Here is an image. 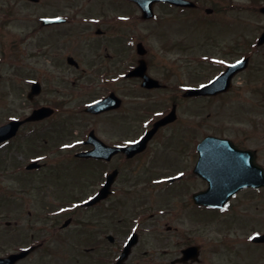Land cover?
<instances>
[{
    "label": "rangeland",
    "instance_id": "obj_1",
    "mask_svg": "<svg viewBox=\"0 0 264 264\" xmlns=\"http://www.w3.org/2000/svg\"><path fill=\"white\" fill-rule=\"evenodd\" d=\"M216 1L200 0L201 6L196 11L188 10L182 13L178 9L172 11L158 5L155 7V19L142 21L138 8L134 4L130 6L125 0H40L35 4L29 0H0V60L3 73L0 81V124L16 114L27 112L29 106L26 98L27 82L23 83L21 79L30 75L31 77L37 75L45 81L70 79L77 74L89 76L84 71L85 68L89 70L86 55L92 54L88 44L97 42L92 34L98 29H121L120 32L113 33L125 34L124 40L132 45L127 48L128 67L135 63L137 57L133 34H136V43L142 42L149 50L148 64L151 66L150 70L154 72L170 67L173 51L169 53L168 50L172 44L185 42L189 45L190 57L197 58L201 53L200 43L203 41L204 52L211 54L210 61L216 58L217 63H214V67L209 65L202 69L203 73L191 65V71L188 72L193 74L194 80H210L217 74L216 72L224 65L223 61H226L224 56L229 58L225 48H231L235 52V57L239 59L250 57L249 68L236 78L235 90L227 98L211 102L200 100L194 102L190 108L180 106L178 137L181 136L184 142L190 138V130L186 127L191 123L197 127L195 136L198 141L212 131L220 135L226 134L228 137L243 138L241 135L243 131L250 133L253 131L251 127L259 126L261 137L256 136L251 139L256 143L248 144L251 147H256V144L262 147L264 160V45L257 46L258 38L264 30V14L250 10L251 0H224L232 5L228 6L225 12L224 8H220L224 5L223 1L217 3ZM207 7L214 8V12L206 13ZM9 12L11 19L6 16ZM46 16L66 18L68 24L40 27L39 18ZM57 34L70 35L68 45H62L63 40H60L61 50L52 49L50 45L46 53L25 57L27 53L36 50V45L41 46V40L38 42L37 38L33 37ZM25 37H32L28 41L31 43L28 47L27 43H20L18 39ZM69 53H75L79 60H83V63H80V71L69 67L63 60ZM131 58L132 64L129 63ZM178 66L187 68L180 63ZM196 76L198 78H195ZM18 82H22V86H16ZM82 94V97L74 102L73 107L82 103L89 93L84 91ZM190 109L192 113H189ZM151 115L152 113L146 116L147 120L143 118L144 124L151 121L148 119ZM88 119L90 118L84 114L83 116L77 114L73 120L76 124L75 132L91 124ZM76 137L78 134L73 133L68 140ZM165 150L166 152L161 153L164 154L163 159L158 164L164 165L156 167L158 162H152V165L147 159L149 178L161 175L171 177L182 168L186 171L190 169L192 162L189 155L183 154L181 157L183 162L177 167L170 158L172 151L168 148ZM25 155L12 149L0 154V159L6 162L0 160V256H7L38 244L46 235L45 247L35 250L18 264H101L93 261L91 253L85 251L93 245L89 240L91 236L88 230H92V227L91 229L88 227L89 217L99 212H88V209L81 211L77 202L72 203L73 200L86 199L90 192L97 190L95 184L97 176L92 175L97 166L88 165L78 169L77 165H72L67 170L64 168L54 179L63 185L71 184L74 188L69 190L76 191L72 197H58L53 201L60 206L59 218L62 223L68 217L75 219L69 229L55 234L49 227V230L44 232L42 225L39 224L41 222L38 216L44 211L39 208L37 202L39 189L33 184L30 185L34 182L33 178L18 180V177H9L8 173L4 177L6 172H3L4 166L13 163L15 166L20 165L25 161ZM80 177L85 179L82 180ZM72 178L73 184L70 181ZM179 183L170 185L164 181L161 186L150 185L155 239L143 235L141 245L132 255L131 264H171L180 257V250L185 249L188 244L201 246L203 257L197 263L186 264H264V245H247L249 236L264 232V192L258 195L247 193L239 197L219 215L207 208L192 209L191 199L194 192L207 188L206 182L187 178ZM55 187L54 190L61 191L58 184L55 183ZM141 194L147 199V192L141 191H136V195L121 194V197L131 210V200L142 198ZM114 201H117V197L113 198ZM46 203L45 206L49 204L48 201ZM108 217L109 230L120 234L121 230L114 227L121 218L115 207H110ZM126 219V227L129 230V217ZM7 223L11 225L8 226ZM94 226L98 232L97 228H101V221L96 222ZM106 230L109 231L108 228ZM121 234L116 236L118 242L112 247L111 256L118 252L119 245L123 243L124 238ZM103 242L104 245L107 243Z\"/></svg>",
    "mask_w": 264,
    "mask_h": 264
},
{
    "label": "flooded vegetation",
    "instance_id": "obj_2",
    "mask_svg": "<svg viewBox=\"0 0 264 264\" xmlns=\"http://www.w3.org/2000/svg\"><path fill=\"white\" fill-rule=\"evenodd\" d=\"M221 1L225 3L224 0H217L216 3ZM252 1L264 3V0ZM119 30L121 29L100 30L92 34L93 39H96L97 42H91L90 45L88 44V46L91 47L92 54L89 56L86 55V63L89 66V70L85 68L84 71L87 72L89 76L77 74L74 78L70 79L66 78L49 81L40 79L38 81L37 79L28 80L26 84V90L28 92L26 98L27 104L29 105L27 109L29 115L35 114L34 112L41 107L51 108L52 111H50L49 115L38 121L30 120L29 122H24L15 138L0 145V151L2 150L1 154L4 153V151L12 149V151L26 154L25 162L29 160L38 162L35 168L31 170H27L26 167L31 161L25 165H23L25 162L17 166H15L14 163L5 165L3 172L6 171L4 177L7 176L8 173L9 177H18L20 180L33 178L32 180L34 182L30 183V185L32 186L33 184L35 188L39 189L37 202L39 203V208H42L44 212L39 214L38 220L41 222L39 224L42 225L44 232H47L48 227L51 228L50 230L55 234L65 229L62 227L65 222L62 223L59 218L60 206L53 203V201L58 197H72L75 195L76 191L69 190V188H74L71 184L63 185L54 180L64 168L67 170L70 164L81 165L82 167L88 165L97 166L98 170L96 169L92 174L93 176H97L95 179L97 190L88 194L91 198L95 197L98 192L107 186V180L111 173L116 174L110 197L101 201L96 206L87 208L88 212L92 211L99 213L89 217L90 221L88 227L90 229L92 227V230H88L91 236L89 240L93 245L85 251L91 253L93 261L101 264H115L123 251V247L132 234L138 235L140 240L138 246L141 245L144 234L151 237V239H155L150 185L161 186L164 184V181L167 182L169 180V177L161 175L160 177L149 178L148 162L151 164L152 162H158L156 167L164 165L163 163L160 165L158 164L162 161L164 154L162 155L161 153L166 152V148L172 151L173 154L170 153V158H172V162L177 164V167H180L183 162L181 158L183 154L189 155L192 162L189 169L190 173L182 178H195L202 181L195 171H193L199 161L198 138L195 136L197 130L195 124L191 123L189 125L190 138L186 139V142H184L181 136L178 137L180 133L179 111L180 106H187L190 108L194 104L195 98L185 95L189 88L200 87L209 83V79L194 80L193 74L188 72L191 71V65H194L193 68L200 69L202 73V69H206L207 66H215V62L210 61L209 56L211 55L204 52L205 44L203 41L200 43L199 47L201 53L197 58L190 57L188 44L177 42L176 44H172L169 48V53L173 51V54L171 53L172 59L170 60L169 68L165 70H156V72L151 71V66L148 64L147 59V65L149 67L148 75L151 76L152 79L157 80L158 85L154 88L144 87V80L140 78L139 75V77H135V79L126 77L127 73L138 65L136 34H133V41L136 44L137 57L134 65L128 68L126 54L127 48L130 46H128L124 40L125 34L113 33ZM68 34L40 36L41 46L39 45L40 48H37L35 52L40 54L41 49L43 53H46L50 45H52V49L61 50L60 40H63L62 45H68L70 39V35ZM225 49L227 50L225 52L226 55H229V58L224 56L227 63H222L224 65L221 66L220 70L216 72L217 74L213 78L221 76L227 66L238 62V57H235V52L232 51L231 48ZM174 50H176V53H174ZM63 60L66 61L69 67L80 71L83 60H79L75 56V53H69ZM132 63L133 61H131V64ZM179 63L186 65L187 68L178 66ZM31 76L32 75L27 76V78ZM195 78H198V76ZM235 79L236 77L233 81ZM35 84H39L38 94L32 92ZM19 85L22 86L20 83ZM235 87L236 84H233L228 92H224L216 97H204L203 99L206 102L222 98L225 99L234 92ZM84 91L89 94L82 103L75 106L76 108H81V110L74 114L70 109L74 106V102L82 97ZM110 95H116L121 98L122 105L120 108L104 111V113L100 114H90L84 110L85 107L94 102L102 101ZM173 109H176L177 121L166 127L159 128L158 133L150 139L147 146L145 144L144 149L136 153L133 157H128V155L124 153H117V155H114L111 159L106 160L104 157H101V159H82L77 157V153L90 151L94 149L95 146H98V153L106 156L110 152V148L125 147L138 143L145 138V134L148 133L149 129L158 119L167 116ZM151 113V118L148 117L151 119V122L144 124L143 118L145 117L147 120L146 116ZM189 113H192V109L189 110ZM77 114L88 116L90 118L88 121L91 124L87 127L83 126L80 131L75 132L76 124L73 120L77 117ZM29 115L24 117L15 116V118L17 117L16 120H23L26 117L28 118ZM251 128L253 129L252 132L243 131L241 133L243 138L240 136L228 137L226 134L220 135L213 131L208 133V135L212 136L227 137L241 150L250 151L249 154H246L242 158L239 156L238 152L232 153L230 151H222L219 155L220 157H228L231 159V162H236L231 170L227 169L225 171V179L242 180V178L247 176L257 177L260 176L262 168L264 169L262 147L257 146V144L256 147H251L248 144L256 143L251 141V139L256 138V136L261 137V130L259 126ZM173 129L174 131H171ZM73 133H77L78 137L73 138L70 142L68 139ZM91 134L96 136L98 141H95V143L90 142L89 136H91ZM71 145L73 147H71ZM105 145L107 148H104ZM185 145L188 147H183ZM73 149L75 151H73ZM72 151L74 158L71 154ZM184 151H186V153H183ZM216 157L217 156L214 154V158ZM147 159H149L148 162ZM1 161L5 162L4 160ZM164 162L167 164L166 161ZM182 173H184L183 168L177 174L173 175V177H177ZM183 179L177 182H181ZM70 181L73 184V178ZM55 183L61 187V191L54 190L56 188ZM136 191H141L143 193L147 192V199L145 195L142 194V198H134L135 200H131L132 205L130 204L131 210H129L130 206H127V202L122 200L121 194L126 196L130 194L136 195ZM263 192L264 188H247L239 191L233 200L247 193L258 195ZM115 197H117V201L113 202V198ZM47 201L49 204L45 206ZM73 202L74 201H72V203ZM81 204L82 202L80 203L81 211L86 210L81 207ZM110 207H115L116 211L121 215V218L117 220L118 223L114 224V227L121 230L122 234H120L122 238H124L123 243L119 245L118 252L116 253L115 251L114 253L116 254L113 256H111L113 252L112 247L116 246L118 242L116 236L120 234L116 233V231L109 230L110 217H108V211ZM234 209L236 210V206H234ZM130 214H132V216H130ZM128 217V225H130L129 230L126 227V218ZM68 219H71V224L75 221L73 217H68ZM99 220L101 221V228L98 227V232H96L94 224ZM10 225L11 224H9V226ZM107 228L109 231L106 230ZM110 236H112L113 239H110ZM41 239L40 248H44L47 244L46 235ZM103 241H107V243L104 245ZM202 252L201 247L199 251L201 259L203 257ZM154 254L156 255V253ZM131 258L132 256L129 259V264H131Z\"/></svg>",
    "mask_w": 264,
    "mask_h": 264
},
{
    "label": "water",
    "instance_id": "obj_3",
    "mask_svg": "<svg viewBox=\"0 0 264 264\" xmlns=\"http://www.w3.org/2000/svg\"><path fill=\"white\" fill-rule=\"evenodd\" d=\"M131 1V0H130ZM132 1H135L137 2L140 7L142 8V11H144V15L143 17L146 18V19H149V18H152L153 17V14H154V11H153V6L156 2H159V1H164V0H132ZM166 1H169L171 2L172 4H176V5H180V6H192L193 4L188 2V1H184V0H166ZM57 21H53V20H47L45 22L46 23H55ZM261 44L262 42H264V34L262 35V38H261ZM244 62L241 64V65H238V66H233V73L234 71H238V70H241L242 69V66H243ZM216 84L217 81L213 82L209 89L211 88H214L216 87ZM208 89V88H207ZM166 121H160L158 122V124L156 125V128L162 124H164ZM16 124L14 123H11L8 125V127H5V128H2L0 129V141L2 140H5L9 137V134L12 132V128H14ZM154 133L151 132L150 135ZM210 139H206L205 141H203L202 145L200 146V149H201V156H202V161H203V167H201V165L199 166V169L200 170H205L207 169L209 166H210V163L213 162V160L208 156V148H206L207 144H208V141ZM210 181V187L209 189H207L206 191H204L203 193H199V194H196L194 197H195V201L199 204H203V205H209L211 207H223L227 200L230 198V196L233 194L232 191H230V189L228 188V183L226 184L225 186V189H224V195H222L219 191V188H220V184L218 183H214L213 181ZM223 187V186H221ZM106 195L105 194H101L100 196H98L94 201L92 202H89L88 204H93V203H96L97 200H100L101 198L105 197ZM223 197V199L221 198ZM256 241H264V236H260V237H257L256 238ZM130 251H131V243H129V245L127 246L126 248V251L124 253V256L125 258H127V256L130 254ZM28 251L24 252L23 254L21 255H13L12 257L10 258H7V259H3L2 261V264L3 262H5L6 264H14L16 260H18L19 258H22L24 257L25 255H27ZM189 251L186 253L185 251V254L188 255Z\"/></svg>",
    "mask_w": 264,
    "mask_h": 264
}]
</instances>
